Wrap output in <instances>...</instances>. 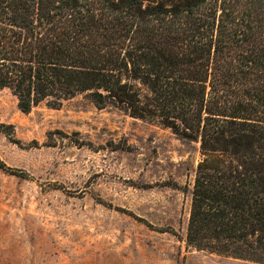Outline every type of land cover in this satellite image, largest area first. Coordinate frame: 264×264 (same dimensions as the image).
I'll list each match as a JSON object with an SVG mask.
<instances>
[{
    "label": "trees",
    "instance_id": "16d2710c",
    "mask_svg": "<svg viewBox=\"0 0 264 264\" xmlns=\"http://www.w3.org/2000/svg\"><path fill=\"white\" fill-rule=\"evenodd\" d=\"M0 90L197 143L187 246L264 264V0H0Z\"/></svg>",
    "mask_w": 264,
    "mask_h": 264
},
{
    "label": "rangeland",
    "instance_id": "374dc122",
    "mask_svg": "<svg viewBox=\"0 0 264 264\" xmlns=\"http://www.w3.org/2000/svg\"><path fill=\"white\" fill-rule=\"evenodd\" d=\"M195 142L85 95L0 90V264H255L186 244Z\"/></svg>",
    "mask_w": 264,
    "mask_h": 264
},
{
    "label": "crops",
    "instance_id": "0c3cea01",
    "mask_svg": "<svg viewBox=\"0 0 264 264\" xmlns=\"http://www.w3.org/2000/svg\"><path fill=\"white\" fill-rule=\"evenodd\" d=\"M236 261V260H235Z\"/></svg>",
    "mask_w": 264,
    "mask_h": 264
}]
</instances>
